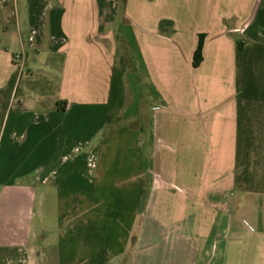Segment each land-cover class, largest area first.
Returning a JSON list of instances; mask_svg holds the SVG:
<instances>
[{
  "label": "crops",
  "instance_id": "crops-1",
  "mask_svg": "<svg viewBox=\"0 0 264 264\" xmlns=\"http://www.w3.org/2000/svg\"><path fill=\"white\" fill-rule=\"evenodd\" d=\"M238 42L264 46V0H0V264H264Z\"/></svg>",
  "mask_w": 264,
  "mask_h": 264
},
{
  "label": "rangeland",
  "instance_id": "rangeland-1",
  "mask_svg": "<svg viewBox=\"0 0 264 264\" xmlns=\"http://www.w3.org/2000/svg\"><path fill=\"white\" fill-rule=\"evenodd\" d=\"M108 9L115 12L113 6L108 7ZM119 9L122 11L123 7L121 6ZM67 10L68 13L78 16L94 12V8L86 4L68 6ZM123 29L127 32L129 30L126 26ZM117 56L118 58L127 57V52L123 46H119ZM32 68L35 69L36 67ZM27 72L25 69L24 73L20 75L17 73L18 79L25 80ZM42 89L44 87H41ZM256 104L248 109L246 129L241 136V148L237 151V178L240 179V185L243 183L244 187L252 189V191H264V101ZM245 162H247V166H241ZM244 218L253 224L248 216H244Z\"/></svg>",
  "mask_w": 264,
  "mask_h": 264
},
{
  "label": "trees",
  "instance_id": "trees-1",
  "mask_svg": "<svg viewBox=\"0 0 264 264\" xmlns=\"http://www.w3.org/2000/svg\"><path fill=\"white\" fill-rule=\"evenodd\" d=\"M166 23L170 21H162L161 29L164 30ZM205 36L201 35L199 43L194 55V67H198L203 59V43ZM237 126L238 139L237 151L241 148V136L244 134L247 123L248 109L257 105L258 102H263V69H264V46H247L243 42L237 43ZM16 76H13L9 83L7 94H10L14 89ZM63 109V107H61ZM241 166H247V162ZM249 180V179H247ZM243 182V181H242ZM238 187L252 191L244 185H240V179L237 178Z\"/></svg>",
  "mask_w": 264,
  "mask_h": 264
},
{
  "label": "built area",
  "instance_id": "built-area-1",
  "mask_svg": "<svg viewBox=\"0 0 264 264\" xmlns=\"http://www.w3.org/2000/svg\"><path fill=\"white\" fill-rule=\"evenodd\" d=\"M13 62H14L15 67H17V70L19 72V75L21 73H23L24 68H25V60H24L23 54H20V53L19 54H16L14 56Z\"/></svg>",
  "mask_w": 264,
  "mask_h": 264
}]
</instances>
